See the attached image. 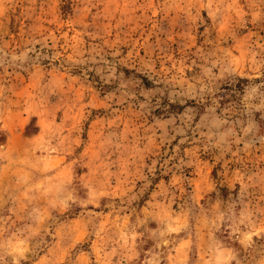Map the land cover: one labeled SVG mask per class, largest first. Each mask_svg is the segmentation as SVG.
Instances as JSON below:
<instances>
[{"label":"rangeland","instance_id":"374dc122","mask_svg":"<svg viewBox=\"0 0 264 264\" xmlns=\"http://www.w3.org/2000/svg\"><path fill=\"white\" fill-rule=\"evenodd\" d=\"M0 264H264V0H0Z\"/></svg>","mask_w":264,"mask_h":264}]
</instances>
